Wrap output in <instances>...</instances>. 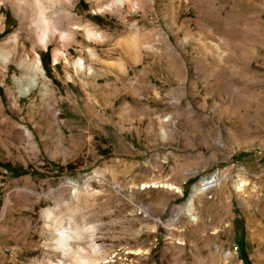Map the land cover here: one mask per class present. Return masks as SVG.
<instances>
[{
  "label": "rangeland",
  "instance_id": "374dc122",
  "mask_svg": "<svg viewBox=\"0 0 264 264\" xmlns=\"http://www.w3.org/2000/svg\"><path fill=\"white\" fill-rule=\"evenodd\" d=\"M57 1L0 0V264H264V0Z\"/></svg>",
  "mask_w": 264,
  "mask_h": 264
},
{
  "label": "bare ground",
  "instance_id": "6f19581e",
  "mask_svg": "<svg viewBox=\"0 0 264 264\" xmlns=\"http://www.w3.org/2000/svg\"><path fill=\"white\" fill-rule=\"evenodd\" d=\"M5 1L10 6V8L14 10L16 14H18L25 33L31 42L37 47L44 48L45 44H47V33H50L49 35L51 36L58 34L57 31L60 28H56L57 26H55L53 20L51 19L52 16H50L48 13L51 9L57 7V0ZM35 66L37 71L40 72V70H42L39 66V60H36ZM27 91L28 87L22 88L23 93H26ZM242 134L247 136L248 141H246L250 144L264 146V100L261 101L256 111L243 119L242 126L238 125V135ZM209 184L211 183L202 182L196 189L198 191H203L211 186ZM256 184L257 185L252 186V191L246 194V199H249L250 197L254 196V194H257L258 203L255 209V211L257 210L256 215L259 219L262 218V220H264V175L256 179Z\"/></svg>",
  "mask_w": 264,
  "mask_h": 264
},
{
  "label": "trees",
  "instance_id": "16d2710c",
  "mask_svg": "<svg viewBox=\"0 0 264 264\" xmlns=\"http://www.w3.org/2000/svg\"><path fill=\"white\" fill-rule=\"evenodd\" d=\"M0 166H2V167H4V168H8V165H7V164H2V163H0ZM241 256H242V259L245 261V264H248V261H247L245 255L242 253Z\"/></svg>",
  "mask_w": 264,
  "mask_h": 264
}]
</instances>
